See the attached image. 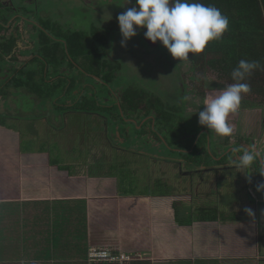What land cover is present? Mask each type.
<instances>
[{"label":"crops","instance_id":"1","mask_svg":"<svg viewBox=\"0 0 264 264\" xmlns=\"http://www.w3.org/2000/svg\"><path fill=\"white\" fill-rule=\"evenodd\" d=\"M20 28L17 23V35L25 31ZM29 50L32 53L27 45L15 47L0 74V264H119L90 262L89 249L102 243L142 255L128 264L264 262L259 250L264 192L257 191L262 183L258 169L251 170L256 179L253 175L250 185V168L241 167L238 159L196 163L202 167L197 177L216 181L213 199L187 198L180 206L183 214L169 193L122 192L120 177L111 172L106 183L100 177L94 180L91 172L82 176L84 159L99 150L98 132L91 126L96 122L86 112L68 116L67 111L60 115L56 110L49 116L40 108L43 101L52 106V98L30 97L12 83L14 72L29 71ZM18 56L26 58L21 67ZM34 69L41 73L43 67ZM20 98L32 103L15 111L22 106ZM28 110L32 114L20 124ZM239 145L244 152L254 151L251 140ZM238 148L236 153L242 154ZM178 165L191 174L195 164L185 167L181 160ZM200 211L214 215L198 216Z\"/></svg>","mask_w":264,"mask_h":264},{"label":"rangeland","instance_id":"2","mask_svg":"<svg viewBox=\"0 0 264 264\" xmlns=\"http://www.w3.org/2000/svg\"><path fill=\"white\" fill-rule=\"evenodd\" d=\"M11 1H14L16 6L21 7L19 0H0L1 4L7 5V7H3L4 9H0V17H6L5 20L8 21V25H12L11 27H8L7 25L5 30L1 31L6 34V37H11V33H13L14 13L15 10H19L18 8H14V10L8 11V6L11 5ZM25 1L27 9L23 11V14L25 13L24 15H26L29 11L32 12L35 17L36 15L39 17L42 16L44 20L50 22H53L54 18V21H57L68 28H73V24H75V18H73L74 13L72 12V9L75 6H78V3H84V6L86 7L84 10L89 12L90 16H92L87 21L88 24L95 20V22H97V27L101 28L102 30L112 27L113 32L117 35L116 38H114L112 49L105 57L107 60L113 61L111 62L113 67H117L120 63V68L115 72V76L119 79L122 77L127 79V82L123 85V87H133L140 93L145 90L151 99H170L174 102L173 105L178 104L184 109V112L182 113L183 117L185 118L184 124L187 128L175 127L174 131H169V129L161 130L159 127H157L151 128L152 135L145 134L144 136H139L141 132L134 131V124L128 123L125 127H129L130 129H120L121 131L116 132V137L111 136V139H108L107 141L105 140L106 122L103 115L98 114L99 116H88L95 120V126H93V124H86L84 122H82V126L91 125L92 128L98 132L99 150L98 152H93L91 158L84 159L85 161H83L80 166L82 170V176L91 172L94 180H99L100 177L102 178L100 181L106 183L105 178L108 177L111 172L113 177L115 174L120 177L119 183L122 184L120 187L122 192H155V194L169 193V196L173 197V201H175L174 203L178 204L180 208L182 202L186 203L187 198L189 201L195 202L199 198H203L206 201H209V198L213 199L211 188H213V186L215 187L216 185V181L213 180V178L207 180L206 178H199L195 175L197 170L202 168L201 166L199 167L198 165H192L189 169L192 170L191 174H186V172L181 169V167H179L180 165H178L181 160L184 159L189 162H196L197 164L204 161H210L212 164H216L215 159H220L222 163H232L233 159L239 160V157L243 155L244 152L243 148L239 144H237V146L239 147L238 149L242 154H239L238 152H230L231 147L235 146V142L237 140H251L256 147L262 148L261 153L264 157V106H259V103L262 101L264 103V98L262 95L254 93V100L253 98L246 97V95L242 97L243 99L248 98V100L246 105L241 100L239 111L230 117V123L233 126V132L230 136H218L214 132H210V138L212 139L211 143L206 146L204 138L202 139L200 146H198V149H196V145L198 144L200 137L204 134L203 130L206 129L200 126L198 123V111L203 110V98L209 88L222 89L223 87L233 83L230 78H226L225 76L221 75L219 71H216L209 65L203 67V70H199L198 68L193 71L190 61L179 62L174 60L172 57L167 60L164 52L153 49L157 47L156 45L159 42L152 44L150 41L145 39L144 32L146 29L138 30L137 33L140 36H135L127 42L126 46L122 47V37L117 22V17L120 14L112 6L114 0H60V2H57V0ZM135 2L136 0H131V3L127 4V0H122L121 4L127 8H130L135 4ZM127 8L125 9L127 10ZM80 11L84 12L83 10ZM79 19L81 20L82 17ZM4 23L6 24V22ZM20 23H22V20L18 21V29H21ZM35 25H40V21L38 20L37 24H32L33 30ZM3 33L0 35H3ZM39 33L37 31V33L34 34L32 38L28 33L25 34L22 29V35H13L17 40L19 37H21L23 40L27 39V43L38 47ZM141 39H144V42H141ZM26 42L22 43L18 41L17 47L20 46L24 48L25 45L28 46L29 44H26ZM146 43L149 45L147 46ZM37 50L34 49L32 51L31 55L29 56L28 63L26 62L29 66L28 74H32V78L27 83L24 82V86L22 83H20L19 88H23L25 94L30 97L37 98L40 95H44L46 98H52L53 100L50 102L52 106H49L46 101H43L41 104L43 106L40 108L44 112L48 113L49 116H51L52 113H57L56 109H58V114H62V109L58 108L57 103L58 101H64L65 95L61 94L62 97L61 95L57 96L56 92L59 89L61 91H67L70 85L73 84L75 89L72 90L73 93H70V95L65 98L64 103L66 102L65 106L69 108L66 110L68 112V116L72 114L77 115V112L70 108L77 104L80 98L86 93L83 88L86 89L93 87L99 93L101 90L93 85L91 79H89L87 82L82 80L81 76L83 75L78 68H72L69 67V65L62 66L60 62L63 61L65 54L61 49H50L48 52L44 53H42V49ZM12 51L13 50H11L10 53L8 52L9 54L3 58H12ZM20 52L21 50L18 49V54H21ZM30 52L31 51L29 50L28 53ZM53 56H56L57 59H60V61L57 60V62L60 63L59 66L62 67H59L57 71L61 74L63 73L62 76H57L58 74L56 73L55 69L58 67V65L50 59V57ZM18 57V67H21L24 64V62L21 61L26 60V58L21 56ZM211 57L218 58L216 54L212 53L209 54L207 59L209 60ZM34 66H40L44 68L48 66L49 71L46 73H40L39 70L37 71L34 69ZM83 69L85 70V68ZM23 71L25 70H17L14 72V76L16 78H20L23 75ZM42 75L43 77H46L44 82H41ZM135 76L141 79L143 82H135ZM192 77L195 78L194 81L191 80ZM149 80H152L154 83H156V86L152 85L151 82H147ZM258 80L260 85L263 87L264 83L262 82L264 80V71L261 73V77ZM98 81L99 80L96 82ZM184 83L187 86L186 89L183 87ZM181 87L182 89L180 92ZM121 88L122 87H117L116 91H119ZM187 89L188 93H186ZM121 94L122 92L119 95ZM19 96L21 97V95ZM89 96H91V93H89ZM185 96L188 97L187 100L184 99ZM107 97L110 98V96L105 95L102 98L101 104L104 105V108L101 109V113H105L106 107L112 105L110 102L111 100L108 101L109 98L107 99L108 102L105 101ZM20 101L22 106L18 105L15 111L26 110L28 107L27 105L32 103L26 98H20ZM24 105H26V109ZM247 109H252V112H254H246ZM5 110H7V108H5ZM30 114H32V112L28 110L26 111L25 115H21V118L19 119L21 122L20 124H23L26 120L24 117ZM150 116L153 117V111ZM147 119L148 118L140 122V124L135 127V129H141L143 124L148 121ZM152 123H154L153 120ZM154 125L155 123L153 126ZM112 126L114 127V124H112ZM193 128L195 129L193 130ZM147 130L148 133L149 129ZM121 134L123 135V138H125L124 140H120L121 142L125 141L122 143L124 144L122 145L123 148L129 147L128 145L130 144H135L131 146H134L131 151H128L131 147L121 149L120 146L111 141L112 139H119L118 137ZM137 136H139V138H137ZM83 137H86V135L84 134ZM180 148L185 149L180 151ZM218 149L220 152H218ZM182 152H185L186 154L183 155ZM163 157L171 158L165 159ZM257 159L261 165V158L258 156ZM255 163L256 161L252 165L247 166V168H250L249 171L251 174L249 181L250 185L252 184L254 175V172L251 170H254ZM254 179H256L255 175ZM262 179H264V177H262ZM221 180L223 181L224 179ZM218 181H220V179H218ZM182 208L184 207L182 206ZM187 208L188 207L185 206L183 212L187 211ZM181 210L182 209L180 208L179 211L181 212ZM181 214L183 213L181 212ZM203 214L214 215L213 212L204 213L203 211H200L198 216ZM195 216H197V214H195ZM263 225L259 230V250L261 248V250L264 252ZM111 247H113V250L115 251H122L121 248L116 246ZM256 248L257 246L255 249ZM254 255L256 259L260 258L256 251H254ZM140 256L142 258V255ZM254 263L261 264L264 262L248 261V264Z\"/></svg>","mask_w":264,"mask_h":264},{"label":"trees","instance_id":"3","mask_svg":"<svg viewBox=\"0 0 264 264\" xmlns=\"http://www.w3.org/2000/svg\"><path fill=\"white\" fill-rule=\"evenodd\" d=\"M19 1L21 3V7L16 6L14 1H11V5L8 6V11L14 10V8L19 9L17 11L15 10L14 22L18 23L19 20H22V23L20 24L25 28V31L23 30L24 33H28L31 37L36 34L37 31L38 33L40 32L38 34V47L26 42V44H29L28 48L32 51L34 49H42V53L48 52L50 49H61L65 54L63 61L60 62L62 66L69 65L70 67H76L78 65L80 72L83 75L81 76L82 80L87 82L91 79L93 85L101 90L99 93L93 87L86 89L83 88L86 93L83 97H81L79 102L70 109L85 112H100L101 109L104 108V105L101 104L103 96H113L116 100H111L110 102L112 105L106 107L105 113L102 114L110 118L114 117L117 125H119L122 130L128 123L134 124V126L137 127L141 120L143 118L146 119L152 111L156 113V117L153 116L149 119L147 123L141 127V129H135L134 127V131L141 132L139 136H143L145 134L152 135V131L147 133V128L159 127L161 130L169 129V131H174L175 127H186L184 124L185 118L182 113L184 112L183 107H180L178 104L173 105L174 102L172 100H168L167 98L151 99L145 90L140 93L133 87H123V85L127 82V79L124 77L119 79L115 76V72L120 68V63L118 62L119 64L117 67H113L111 63L113 61H109L105 57L112 49L114 38H116L117 35L113 32L112 27L105 30L97 27V22H95V20L88 24L87 21L89 20L90 15L87 14L83 17L84 12L80 11H84V8H86L84 3H78V6H75L72 9L75 24H73V28H68L57 21L50 22L44 20L42 16L39 17L37 15L35 17L33 13L29 11L27 12L28 15H24L25 13L23 14V11L27 9V6L25 5L26 1ZM57 2H60V0H57ZM121 2L122 0H114L112 5L119 14L126 11L125 8H127L121 4ZM197 2L217 7L222 14L228 17L229 30L220 40L210 42L202 53L196 54L193 57H191L190 54L189 61L192 65V70L195 71V69L198 68L199 70H203V67L209 65L216 71H219L221 75L226 78H230L232 81L231 72L241 59L259 61L261 68L254 71L247 80V83L251 86V92L247 94L246 97L253 98L254 100V93H256L258 95H262L264 98V86L262 87L258 80L261 77V73L264 71V0H197ZM3 7L7 6L0 3V9H4ZM46 16L48 17L47 14ZM80 17H82L81 20L79 19ZM5 19L6 17H0V32L5 30V27L8 25V21ZM38 20L40 21V25H35L33 30L32 24H37ZM4 22H6V24ZM2 33L3 32L0 34ZM13 34L14 33H11V37L9 38L6 36L0 37V74L4 69V66H6V58L3 57L8 55V52L18 46V40ZM19 35H22V30ZM136 36L140 35L138 34ZM19 39L23 40L21 37H19ZM140 41L144 42V39H141ZM146 45L148 46L149 44L146 43ZM156 46L157 47L153 49L164 52L167 60L171 57L160 42ZM212 53L216 54L218 58L211 57V59L209 58L208 60L207 58L209 57V54ZM50 59L58 65L55 71L59 74L57 69L62 66H59L60 63H58L57 60L60 61V59H57L56 56L50 57ZM83 68H85V70ZM48 71L49 68L46 66L45 68L43 67L41 73H46ZM22 74L23 75L20 78L14 77L12 79V83H14L16 87H19L20 83L24 86V82L27 83L32 78V74H28L27 71H23ZM45 78L46 77H43L42 75L41 82H44ZM97 80L99 81L96 82ZM191 80L194 81L195 78L192 77ZM134 81L143 82L136 76L134 77ZM147 82H151L152 85L156 86V83L152 80ZM262 83H264V80ZM117 87L122 88L119 91H116ZM183 87L185 89L187 88L185 83ZM74 89V85L71 84L67 91H61L59 89L56 92V95H65V101V98H67ZM181 89L182 87L180 88V92ZM121 92L122 94L119 96ZM89 93H91V96H89ZM186 93H188V89L186 90ZM248 98H242L245 105ZM64 101H58L57 103L58 108L62 109V112L69 109L65 106L66 102L64 103ZM143 104H145L144 106L147 108V114L145 116H141L140 107ZM259 106H264L263 101L259 103ZM56 110L58 111V109ZM112 113L113 115H111ZM125 118H134L136 121L125 122ZM152 120L155 123L154 126ZM194 129L195 128H193V130ZM208 136L209 132H206L200 137V140L196 145V149H198V146H200L202 139L204 138L206 146L211 143ZM207 139L209 142H207ZM182 154L184 155L186 153L184 152ZM185 163H187V165H197L196 162ZM115 176H117V174H115ZM102 244L103 245L93 246L89 249V258H91V252L93 249L111 250L113 249L111 246H114L107 243ZM113 251L116 253H125L127 255L135 256V259H141V257H137L138 254L135 253L132 254L123 251Z\"/></svg>","mask_w":264,"mask_h":264},{"label":"clouds","instance_id":"4","mask_svg":"<svg viewBox=\"0 0 264 264\" xmlns=\"http://www.w3.org/2000/svg\"><path fill=\"white\" fill-rule=\"evenodd\" d=\"M117 22L122 47L138 30L146 29L145 39L152 44L160 42L179 62L189 61L190 54L193 57L202 53L210 42L220 40L229 30L227 16L217 7L197 0H136L117 17ZM260 68L259 61L241 59L231 72L233 83L222 89L209 88L203 98V110L198 111L199 125L218 136H230L233 132L230 117L239 111L242 97L251 92L248 78ZM258 156L257 152L245 151L239 157L240 166L252 165ZM257 174L264 177V165ZM257 191L264 192V183L257 186ZM245 211L253 216L251 209Z\"/></svg>","mask_w":264,"mask_h":264},{"label":"flooded vegetation","instance_id":"5","mask_svg":"<svg viewBox=\"0 0 264 264\" xmlns=\"http://www.w3.org/2000/svg\"><path fill=\"white\" fill-rule=\"evenodd\" d=\"M7 6V5H6ZM87 14H89V12H86L85 10H84V15H83V17L84 16H86ZM90 15V14H89ZM90 17H92V16H90ZM12 24H13V20H12ZM12 25H8V27H11ZM13 33H14V35H17V22H14V30H13ZM4 36H6V35H0V37H4ZM7 38H9V37H7ZM70 67V66H69ZM73 68V67H72ZM76 68H78L79 69V66L77 65L76 66ZM80 70V69H79ZM61 73L59 72V74L58 75H60ZM57 75V76H58ZM65 76H67V75H65ZM56 77V76H55ZM1 78V77H0ZM72 93H73V91H72ZM120 96V95H119ZM109 97H107L106 98V100L105 101H107V99H108ZM81 99V98H80ZM116 100V98H113V96H110V98L108 99V101H110V100ZM107 101V102H108ZM145 104H143V105H141V116H145L146 114H147V108H145V106H144ZM244 110H246V109H244ZM73 111H76V112H81V114H84L85 113V111H77V110H73ZM246 112H252V109H247V111ZM254 112V111H253ZM252 112V113H253ZM86 113H88V114H90V116L91 115H96V116H99L98 114H101V115H103V117H104V120H105V124H106V136H105V140L107 141L108 139H111V136H113V134H114V137H116V132H118V131H121L122 129L120 128V126L119 125H117V123H116V119L114 118V117H112V118H110V117H107V116H105L104 114H102L101 112H86ZM111 115H113V113L111 114ZM110 115V116H111ZM153 116L154 117H156V113L155 112H153ZM150 117H152V116H150V115H148L147 116V120H149V119H151ZM143 120H145V118H143L142 120H141V122L143 121ZM129 121H136L134 118H125V122H129ZM156 122V121H155ZM147 122H145L144 124H146ZM112 124H114V127L112 126ZM144 124H143V126H144ZM154 124V123H153ZM117 125V126H116ZM123 125H125V124H123ZM121 129V130H120ZM124 129L125 130H127V129H130L129 127H124ZM147 129H149V131H151V128H147ZM204 131V134L206 133V132H208L207 131V129H204L203 130ZM112 132H113V134H112ZM203 134V135H204ZM210 132H209V139H210V141L212 140L211 138H210ZM202 135V136H203ZM144 136V135H143ZM119 139H116V140H118V141H116V140H114V139H112L111 141H113L116 145H118V146H120V147H122V143H124L125 141H123V142H121L120 140H124L125 138H123V135L121 134V137L119 136L118 137ZM137 138H139V137H137ZM110 141V142H111ZM209 142V141H208ZM242 143V141H236L235 142V146L234 147H231V151L230 152H233V153H235L236 151H237V144H241ZM253 144V147H254V152H257V153H260V151H259V149H258V147H256L255 145H254V143H252ZM123 148V147H122ZM229 148V147H228ZM183 149H185V148H180V151L181 150H183ZM262 149V148H261ZM218 152H220L219 151V149H218ZM224 152V151H223ZM182 153H184V152H182ZM164 158V157H163ZM171 157H166L165 159H170ZM259 158H261V159H263L264 160V157L262 156V153H260L259 154ZM257 160V162L255 163V168L256 169H258V171H260V169H261V165H260V162L258 161V159H256ZM183 161V164H185V165H187V163H185V162H188V163H190L189 161H186V160H182ZM186 167V166H185ZM260 180H262V183H264V179H262V176L260 177Z\"/></svg>","mask_w":264,"mask_h":264},{"label":"built area","instance_id":"6","mask_svg":"<svg viewBox=\"0 0 264 264\" xmlns=\"http://www.w3.org/2000/svg\"><path fill=\"white\" fill-rule=\"evenodd\" d=\"M91 261L94 262H111L119 264H128L135 259V256L127 255L125 253H116L113 249L95 250L91 252Z\"/></svg>","mask_w":264,"mask_h":264}]
</instances>
